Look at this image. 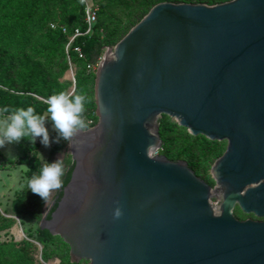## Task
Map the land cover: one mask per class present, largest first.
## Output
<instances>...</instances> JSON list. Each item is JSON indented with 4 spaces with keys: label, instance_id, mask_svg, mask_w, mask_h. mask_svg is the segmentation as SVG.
I'll return each instance as SVG.
<instances>
[{
    "label": "water",
    "instance_id": "obj_1",
    "mask_svg": "<svg viewBox=\"0 0 264 264\" xmlns=\"http://www.w3.org/2000/svg\"><path fill=\"white\" fill-rule=\"evenodd\" d=\"M92 98L96 122L68 142V181L38 223L69 262L264 264V0L152 5L105 48ZM160 115L225 143L211 186L156 155Z\"/></svg>",
    "mask_w": 264,
    "mask_h": 264
},
{
    "label": "trees",
    "instance_id": "obj_2",
    "mask_svg": "<svg viewBox=\"0 0 264 264\" xmlns=\"http://www.w3.org/2000/svg\"><path fill=\"white\" fill-rule=\"evenodd\" d=\"M89 1L97 7L94 22L86 34L73 37L64 49L67 36L74 29L83 32L85 28L77 0H0V108L15 110L33 106L37 114L47 117L49 96L60 92L84 94L87 99L83 116L86 122L90 121L91 127L96 122L93 67L104 47L112 46L156 3L214 5L228 0ZM68 68L73 69L70 82L60 79ZM47 122L52 125L50 119ZM156 124L160 140L156 155L169 161H183L195 177L211 186L207 174L209 162L222 153L224 142L209 141L200 135L190 136L165 115H160ZM57 135L53 130L50 139L55 141ZM20 142L22 155L12 160L0 157V162L8 166H24L21 186L12 190L7 201L0 204V232L11 227L14 217L23 238L0 241V264H46L52 259L57 264H86L83 260L69 262L67 245L37 226L41 219L49 218L61 189L54 191L50 204L43 209L45 201L28 188L32 176L40 174L44 163H53V157L64 149L67 141L61 139L59 143H51L40 163L35 157L37 144H31L27 138ZM62 162L64 186L72 162L67 157ZM232 215L236 218L235 215L241 213L235 208Z\"/></svg>",
    "mask_w": 264,
    "mask_h": 264
},
{
    "label": "clouds",
    "instance_id": "obj_3",
    "mask_svg": "<svg viewBox=\"0 0 264 264\" xmlns=\"http://www.w3.org/2000/svg\"><path fill=\"white\" fill-rule=\"evenodd\" d=\"M86 96L60 92L47 98V117L37 114L35 107L0 108V149L6 145L18 144L27 138L35 145L37 139L44 147L60 140L70 141L82 132H86L89 122L84 119ZM7 114V115H5ZM51 120L53 129L57 132L55 141L50 139L47 120ZM42 157V156H41ZM64 166L61 158L53 163H44L39 175H34L28 181V188L45 202L51 193L63 187L62 177ZM118 203V202H117ZM123 216L120 207L114 210L113 218L119 220Z\"/></svg>",
    "mask_w": 264,
    "mask_h": 264
},
{
    "label": "rangeland",
    "instance_id": "obj_4",
    "mask_svg": "<svg viewBox=\"0 0 264 264\" xmlns=\"http://www.w3.org/2000/svg\"><path fill=\"white\" fill-rule=\"evenodd\" d=\"M105 48L106 47H104L102 49V53L104 52ZM70 72L72 74V72H73L72 68H70ZM60 79L70 82V78L68 76V70H66L63 73V75H62V77ZM46 127L48 128L49 134L51 136V134H52V132L54 130L52 125H50L47 122L46 123ZM68 142L69 141L66 142V145H65L64 149L61 152L55 154V156L53 157V161L52 162H55L59 158H61V160L63 158H66V157L70 159ZM36 144H37V148L35 150V157H36V160L40 163L46 157V154H47V151H48V147L47 148L44 147L40 143L39 139H37ZM22 153H23V144H22V142H20L18 144L6 145L4 148L0 149V157L3 158V159H11L12 160V159H15L16 157L22 155ZM213 160L214 159H212L209 162V167L211 166ZM209 167H208L207 174H208L209 179L211 180V178L209 176ZM23 170H24V166L23 165L16 164L14 166H8L4 162H0V204H1V202L4 203V202L7 201L8 197L10 196V192L12 190L17 189V188H19L21 186V183H22V181H21V173H22ZM53 194H54V192L51 193V195L48 198V200L44 203L43 209H46L47 206L50 204V202L52 200V197H53ZM217 201H218V199L215 198V197H212L210 199V202H217ZM235 217L238 220H244V218H252L250 215H244L242 213L239 216L235 215ZM12 220H13V224L11 225V227L9 229L5 230V231L0 232V241L8 240V239H11L13 241H18L19 239L23 238V233H22L21 228L18 225L17 220L14 217H12ZM37 226H38V224H37ZM46 264H57V261L52 259V260L48 261Z\"/></svg>",
    "mask_w": 264,
    "mask_h": 264
},
{
    "label": "built area",
    "instance_id": "obj_5",
    "mask_svg": "<svg viewBox=\"0 0 264 264\" xmlns=\"http://www.w3.org/2000/svg\"><path fill=\"white\" fill-rule=\"evenodd\" d=\"M77 1L81 5L82 18H83V23H84L85 28H84L83 32H79L78 30L74 29L72 31L71 35L67 36L64 49L73 37L86 34L89 31L90 26L94 22V19H95V12L97 10L96 5L92 2H90L89 0H77ZM50 28H53V25H50ZM61 32H64L63 28H61ZM73 50L76 51V49H73ZM100 57L97 58V62L93 67L94 71L96 69V66H97L99 60H100ZM67 70H68V76H69L70 81H71L72 80V74L70 72V68H68Z\"/></svg>",
    "mask_w": 264,
    "mask_h": 264
},
{
    "label": "flooded vegetation",
    "instance_id": "obj_6",
    "mask_svg": "<svg viewBox=\"0 0 264 264\" xmlns=\"http://www.w3.org/2000/svg\"><path fill=\"white\" fill-rule=\"evenodd\" d=\"M235 208H237L236 206L233 208V210L235 209ZM238 209V208H237ZM245 215V214H244ZM246 215H250L252 218H244V219H251V220H253L254 218H253V216L251 215V214H246ZM260 220H263V219H260Z\"/></svg>",
    "mask_w": 264,
    "mask_h": 264
}]
</instances>
